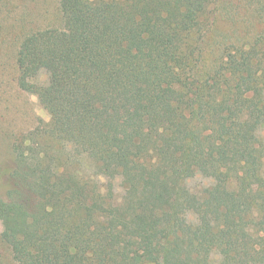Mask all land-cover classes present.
Instances as JSON below:
<instances>
[{
    "label": "trees",
    "instance_id": "1",
    "mask_svg": "<svg viewBox=\"0 0 264 264\" xmlns=\"http://www.w3.org/2000/svg\"><path fill=\"white\" fill-rule=\"evenodd\" d=\"M212 1L59 0L60 27H3L49 114L0 157L15 264H264V36L208 68Z\"/></svg>",
    "mask_w": 264,
    "mask_h": 264
},
{
    "label": "rangeland",
    "instance_id": "2",
    "mask_svg": "<svg viewBox=\"0 0 264 264\" xmlns=\"http://www.w3.org/2000/svg\"><path fill=\"white\" fill-rule=\"evenodd\" d=\"M251 1H212L210 8L213 12L209 15L204 43L208 68L214 66L215 61L221 58L226 45L246 44L264 36V0H258L260 3ZM63 22L59 0H0V157L7 154V144L15 134L34 128L41 119L49 121V114L39 103L37 96L20 91L16 85L13 54L17 41L15 35L3 27L9 25L13 32L22 27L21 23L26 29H30L60 27ZM261 133L264 137V128ZM80 167L87 176L94 173L90 161L86 158ZM261 171L264 173V165ZM101 182L106 183L104 177ZM208 183V179L200 176L190 181L194 188ZM0 264H15L10 248L1 240Z\"/></svg>",
    "mask_w": 264,
    "mask_h": 264
}]
</instances>
